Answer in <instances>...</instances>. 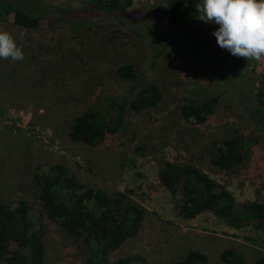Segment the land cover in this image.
<instances>
[{
	"label": "rangeland",
	"instance_id": "rangeland-1",
	"mask_svg": "<svg viewBox=\"0 0 264 264\" xmlns=\"http://www.w3.org/2000/svg\"><path fill=\"white\" fill-rule=\"evenodd\" d=\"M14 1L34 3L73 23L67 31H53L44 21L36 28L19 26L12 14L0 20V31L23 51L22 60L0 59V203L29 205L43 234L45 264H85L91 254L81 237L67 234L43 213L34 174L56 164L83 187L110 197L123 193L146 208L138 233L110 255L109 264L130 254L143 257V264H172L191 250L205 253L207 264H228L220 258L227 248L255 264L264 254V231L257 221L235 227L212 212L183 217L180 188L169 191L158 170L166 161L191 163L238 202L264 204V136L239 165L221 169L211 163L221 139L257 130L236 89L250 81L255 93L264 80V56L253 59L244 85L237 81L234 88L229 77L237 57L217 45L212 32L218 26L199 20L210 43L195 49L171 21L169 0H132L128 11L139 21L127 25L119 13L103 12L91 0ZM124 64L159 71L163 99L132 114L119 133L94 146L73 141L75 117L104 95L123 91L117 70ZM213 71H224L225 78L212 82ZM192 87L191 96L199 101L220 94L213 116L201 125L181 113Z\"/></svg>",
	"mask_w": 264,
	"mask_h": 264
},
{
	"label": "trees",
	"instance_id": "trees-1",
	"mask_svg": "<svg viewBox=\"0 0 264 264\" xmlns=\"http://www.w3.org/2000/svg\"><path fill=\"white\" fill-rule=\"evenodd\" d=\"M91 2L103 12L119 13L124 18L122 22L125 25L139 21L135 13L128 11L132 0ZM199 2L200 0H169L171 21L180 26L184 37L189 38L197 50L210 43L198 26L195 8ZM44 11L34 3L0 0V20L12 14L15 24L25 28H36L41 21L53 31H67L73 27V23L63 17ZM252 61L253 59L237 58L235 70L230 71L232 87L238 86L237 81L244 85L243 80L247 79L245 69ZM155 64H151L153 69H156ZM213 72L212 82L225 78L224 71ZM158 73L159 71H142L133 64L120 66L117 74L124 83L123 91L104 95L101 103L78 114L71 125L70 138L94 146L119 133L132 114L156 106L163 99L156 81ZM248 84L251 82H245L243 89H236L237 97L245 100L246 107L243 108L247 116H251L257 130L228 136L219 141L211 163L221 169L239 165L246 153L264 136V80L256 87L255 93H252ZM187 92L181 107L183 118L192 120L195 124L206 123L215 112L220 94L199 101L191 96L193 87L188 88ZM158 176L169 191L176 192L180 188L182 201L178 209L183 217L194 218L198 214L212 212L235 227L257 221L256 226L264 231L263 203L238 202L226 187L217 190V182L196 165L166 161L158 170ZM34 179L40 187L44 215L57 222L67 234L81 237L88 247L91 254L85 264H109L110 255L138 233L146 208L138 201L130 200L127 195L118 193L115 197H110L102 189L83 187L71 179L68 169L61 164L50 166L41 174L35 173ZM0 258L7 264H45L43 234L36 228L35 218L24 200H19L16 205L0 203ZM220 258L228 264H249L240 252L231 248L224 249ZM142 261L143 257L130 254L119 257L113 264H143ZM207 263L205 253L191 250L172 264ZM255 264H264V254Z\"/></svg>",
	"mask_w": 264,
	"mask_h": 264
},
{
	"label": "clouds",
	"instance_id": "clouds-1",
	"mask_svg": "<svg viewBox=\"0 0 264 264\" xmlns=\"http://www.w3.org/2000/svg\"><path fill=\"white\" fill-rule=\"evenodd\" d=\"M198 18L217 25L212 35L230 55L248 59L264 56V0H200ZM22 60L23 51L6 31H0V59Z\"/></svg>",
	"mask_w": 264,
	"mask_h": 264
}]
</instances>
